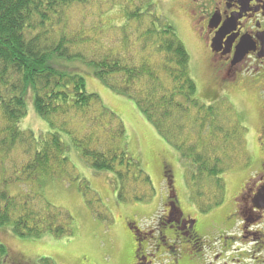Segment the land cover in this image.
<instances>
[{
    "label": "trees",
    "instance_id": "16d2710c",
    "mask_svg": "<svg viewBox=\"0 0 264 264\" xmlns=\"http://www.w3.org/2000/svg\"><path fill=\"white\" fill-rule=\"evenodd\" d=\"M83 66L133 101L177 152L191 203L195 199L201 213L221 205L223 176L242 156L241 128L231 122L227 99L206 104L198 97L190 55L153 0H0V227L21 238L74 235L72 216L41 194L52 180L80 179L70 153L114 174L118 199L150 201L151 178L130 157L123 122L87 91L78 73ZM27 98L49 132L21 130ZM210 180L215 200L202 204ZM80 184L87 199L89 185ZM8 256L0 243V264H8Z\"/></svg>",
    "mask_w": 264,
    "mask_h": 264
},
{
    "label": "rangeland",
    "instance_id": "374dc122",
    "mask_svg": "<svg viewBox=\"0 0 264 264\" xmlns=\"http://www.w3.org/2000/svg\"><path fill=\"white\" fill-rule=\"evenodd\" d=\"M153 2L157 13L175 27L190 55L191 76L197 84L198 97L206 104H210L214 100L225 98L224 91L229 95L231 101L227 100L232 105L229 108L233 109L231 122L234 126H239L242 132V138L238 136L236 142L239 150L246 144L244 126L248 125L255 130L260 127L261 121L257 115L258 105L254 93L247 89L246 94L242 96L243 89L241 90L239 81L236 86L230 84L228 88V84L225 85L226 81L223 80L227 79L224 78V74L220 76L215 72L217 69H213L205 45L198 36V30L195 28L196 19L194 22L192 16L193 5L190 6L188 0ZM99 11L97 6L93 9L95 13ZM110 17L114 18V15ZM112 36L113 32L110 31V37ZM82 68L83 70L78 73L85 79L87 91L97 94L103 105L123 122L127 132L129 155L134 161L139 162L151 178L153 190L150 201L144 203L118 199V180L114 174L97 172L80 161L79 153H70L75 168L73 173L74 175L77 173L80 179L52 180L42 189L41 194L52 206L64 209L72 216L74 235L66 239H56L52 236L40 239L21 238L12 232L11 227H0V243L5 244L9 250L8 264H42L43 259H50L54 264H131L135 244L133 233L127 228V223L132 221L143 226L147 219H156L164 213L163 203L167 198L166 176L171 175L177 193L183 199L185 197L188 205L190 204L192 215L221 213L220 208L223 205L227 207V200L230 201V198L235 196L244 182L243 178L238 181L236 177L238 173L232 174L253 158L254 153H245L243 148L242 156L238 155L237 164L223 176L226 194L222 204L210 208L207 213H201L198 202L194 199L191 203L189 200L186 174L177 152L142 116L133 101L113 92L97 79L89 68L85 66ZM26 105L27 115L20 123L21 130L32 131L36 135L49 132L48 124L36 114L33 100L28 101L27 98ZM192 135L196 136L197 132L193 131ZM192 142H195L194 136ZM80 180L86 181L89 185L90 195L87 199V194H83L80 189L82 187H79ZM215 185L213 180L205 182L203 194L206 198L202 204H213ZM87 200L91 201L90 205ZM147 207L150 208L147 210ZM95 213L98 215L94 216ZM105 216H108L110 222L103 220ZM182 264L189 262L183 261Z\"/></svg>",
    "mask_w": 264,
    "mask_h": 264
},
{
    "label": "flooded vegetation",
    "instance_id": "af4514ba",
    "mask_svg": "<svg viewBox=\"0 0 264 264\" xmlns=\"http://www.w3.org/2000/svg\"><path fill=\"white\" fill-rule=\"evenodd\" d=\"M188 1L215 72L228 88L239 81L242 96L247 89L255 95L260 127L244 126V151L254 155L232 173L244 182L221 213L192 215L166 176L164 213L143 226L127 223L135 244L131 264H264V0Z\"/></svg>",
    "mask_w": 264,
    "mask_h": 264
}]
</instances>
